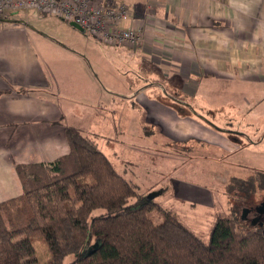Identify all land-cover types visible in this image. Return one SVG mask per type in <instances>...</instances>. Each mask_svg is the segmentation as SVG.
<instances>
[{
    "label": "crops",
    "instance_id": "1",
    "mask_svg": "<svg viewBox=\"0 0 264 264\" xmlns=\"http://www.w3.org/2000/svg\"><path fill=\"white\" fill-rule=\"evenodd\" d=\"M113 1L126 5L133 24L141 28L143 39L139 46L112 48L102 41L76 37L80 53L67 49L49 34L31 30L34 34H27L29 29L14 34L12 26L19 24L15 22L19 21L16 13H6L9 15L3 19L8 21L0 22V203L23 193L16 165L50 163L69 153L63 137L65 128H75L83 135L84 130H93L94 136L103 139L105 134L106 139L105 125L99 122H105L109 114L94 111L99 95L89 92L94 79L87 74L88 55L97 66L91 63V69L97 68L114 86L129 89L128 96L107 100L106 110L112 119H120L117 127L115 123L107 125V130L116 134L117 142H125L124 134L132 129L131 124L135 123L133 132L137 129V123L130 118L137 110L125 99L140 98L145 86L156 88L160 82L152 77L150 84H140L139 78L147 79L149 73L142 74L145 66L148 70L150 66L162 69L164 84L175 90L177 97L199 96L205 103L204 110H218V130L221 128L223 135H251L257 127L259 134L263 133L264 0ZM109 56L131 59L124 63L133 65L129 66L133 83L127 84L113 73L103 61ZM81 83L84 88L79 86ZM167 104L173 105L169 101ZM99 105L105 109L104 104L98 102ZM251 142L254 145L255 140ZM243 151L236 155L233 148H222L219 163L241 161ZM240 167H244L243 163Z\"/></svg>",
    "mask_w": 264,
    "mask_h": 264
},
{
    "label": "trees",
    "instance_id": "2",
    "mask_svg": "<svg viewBox=\"0 0 264 264\" xmlns=\"http://www.w3.org/2000/svg\"><path fill=\"white\" fill-rule=\"evenodd\" d=\"M63 137L67 155L14 168L23 193L0 203V264H34L37 239L50 254L45 264H264L260 230L240 232L219 214L203 243L173 212L139 196L93 140L72 127ZM261 176L231 178L229 190H251Z\"/></svg>",
    "mask_w": 264,
    "mask_h": 264
},
{
    "label": "rangeland",
    "instance_id": "3",
    "mask_svg": "<svg viewBox=\"0 0 264 264\" xmlns=\"http://www.w3.org/2000/svg\"><path fill=\"white\" fill-rule=\"evenodd\" d=\"M118 1L129 2V0ZM14 15L16 19L25 22V26L12 24L14 34L28 29L27 34H34L30 33V30L38 34H49L52 38L64 43L67 49H75L80 53L83 52L75 45L76 37L77 40L84 38L99 41L69 25L71 22L53 17L51 13L39 18L36 10L31 9L26 13L18 11ZM103 44L112 47L107 43ZM88 57L89 61L85 56L86 61L97 67L90 55ZM125 60L131 61L128 57L126 59L121 56L103 58L119 79L131 84L134 80L130 77L133 73L129 72V66L133 68V65H126ZM90 64L87 74L93 75L94 87L90 85L89 92L93 91L99 95L96 97L93 108L94 111L105 110L109 114L105 122L101 120L99 123L105 125L106 139L110 141H106L105 134L103 139L94 136L93 130H84V136L99 145L98 148L111 161L117 172L125 171V179L134 186L139 196H144L147 200L154 199L161 207L173 212L203 243L209 242L210 229L219 214L235 220V229L240 232L258 229L264 233V218L261 220V226L258 225V227L249 220L243 219L245 205L252 203V206H258L264 200V157L261 159V154L264 156V129L261 134L257 127L256 134L245 136L237 135L238 132L230 137L223 135L221 128L218 130V110L212 112L204 110L205 103L199 96L190 99L177 97L174 95L175 90L167 88L168 86L164 84L162 69L150 66L148 70L145 66V69L141 70L142 74L145 71L149 73L147 79L139 78L140 84L142 86L150 84L153 82L152 77L160 82H157L156 88L145 86V93L141 96L143 99L141 97L125 99L133 109L137 110L130 116L131 121L137 123V129L134 130V134L132 129L135 128V123L131 124L129 128L132 127V129L128 131V134H124L125 142H117L116 134L111 133L110 128L107 130V125L115 123L117 127L120 119H112L111 112L106 110L107 100L118 95L122 99L128 96L126 93L129 89L120 84V88L114 86L100 75L97 68L91 69ZM141 80L146 81L141 82ZM82 85L83 83L79 86L82 87ZM88 85L87 82L85 88ZM138 88L141 89V86ZM138 88L135 90L138 91ZM135 90L133 94L136 93ZM152 91H154L153 94ZM102 95H105L104 98H100ZM168 101L173 105H168ZM98 102L104 104L105 109L101 105L98 106ZM198 105L199 109H197ZM92 117L98 118V116ZM119 117L124 118L123 115ZM123 129H126V126H123ZM254 140L256 144L253 145L251 141ZM222 148H233L236 155L240 150H244L243 154L239 155L242 158L241 161L237 159L238 161L233 163L228 162L229 165H221L219 161L222 157L220 155ZM254 152L256 154H253ZM242 163L244 167H240ZM255 172H261L262 176L254 183L251 190L247 188L246 192H241L237 187L229 190L231 178L246 181L247 178L254 176ZM260 185L263 187L260 188ZM100 213L103 212L96 211L94 215ZM149 218L155 224L163 220L162 215L156 211L150 213ZM33 246L36 249L31 258L34 264H45L50 260V254L43 240L33 241ZM68 260L70 259L65 261L68 262Z\"/></svg>",
    "mask_w": 264,
    "mask_h": 264
},
{
    "label": "built area",
    "instance_id": "4",
    "mask_svg": "<svg viewBox=\"0 0 264 264\" xmlns=\"http://www.w3.org/2000/svg\"><path fill=\"white\" fill-rule=\"evenodd\" d=\"M31 9L39 18L51 13L61 21L74 23L83 34L113 47L139 46L143 39L129 8L113 0H0V19L8 12L26 13Z\"/></svg>",
    "mask_w": 264,
    "mask_h": 264
},
{
    "label": "flooded vegetation",
    "instance_id": "5",
    "mask_svg": "<svg viewBox=\"0 0 264 264\" xmlns=\"http://www.w3.org/2000/svg\"><path fill=\"white\" fill-rule=\"evenodd\" d=\"M256 206L248 207V208H243V218L244 220H249L252 224L254 225H260L261 226V220L264 218V215H262L260 218L258 217L257 213L255 212Z\"/></svg>",
    "mask_w": 264,
    "mask_h": 264
},
{
    "label": "water",
    "instance_id": "6",
    "mask_svg": "<svg viewBox=\"0 0 264 264\" xmlns=\"http://www.w3.org/2000/svg\"><path fill=\"white\" fill-rule=\"evenodd\" d=\"M21 25H25L24 21H15ZM70 25L74 26L77 29H80L76 24L71 23ZM81 30V29H80ZM82 31V30H81ZM83 32V31H82ZM255 212L257 213L258 217L260 218L262 215H264V201L260 202V204L256 207ZM244 215V214H243ZM244 217V216H243ZM244 219V218H243Z\"/></svg>",
    "mask_w": 264,
    "mask_h": 264
}]
</instances>
